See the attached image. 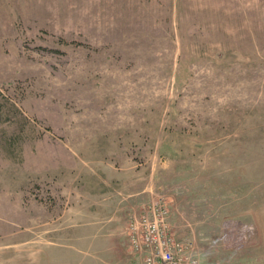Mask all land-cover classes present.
Instances as JSON below:
<instances>
[{
	"label": "rangeland",
	"instance_id": "rangeland-1",
	"mask_svg": "<svg viewBox=\"0 0 264 264\" xmlns=\"http://www.w3.org/2000/svg\"><path fill=\"white\" fill-rule=\"evenodd\" d=\"M114 188L199 264H264V0H0V264H73L41 222Z\"/></svg>",
	"mask_w": 264,
	"mask_h": 264
},
{
	"label": "crops",
	"instance_id": "crops-1",
	"mask_svg": "<svg viewBox=\"0 0 264 264\" xmlns=\"http://www.w3.org/2000/svg\"><path fill=\"white\" fill-rule=\"evenodd\" d=\"M124 172L130 178V184L137 181L136 170ZM115 174L120 179L124 176L119 170ZM114 189L109 190L111 194L99 190L96 197L100 196V200H95L98 201L95 206L96 211L88 216L83 214L86 211L82 212L80 205H78L79 209L74 208L73 212L76 215L71 218L69 227H65L63 217L41 222L40 245H46L49 249L61 243L58 233L62 232V238L68 237L70 233L64 230L69 229L73 238V246L69 248V253L74 256L73 259L68 258L66 253L65 258L73 264H134L136 260L133 258L137 254L130 246L126 220L132 214L134 207L142 202L140 199L138 203L131 201L130 193L126 190ZM84 245L91 250L89 254L84 252Z\"/></svg>",
	"mask_w": 264,
	"mask_h": 264
},
{
	"label": "built area",
	"instance_id": "built-area-1",
	"mask_svg": "<svg viewBox=\"0 0 264 264\" xmlns=\"http://www.w3.org/2000/svg\"><path fill=\"white\" fill-rule=\"evenodd\" d=\"M128 233L138 264H199L192 242L173 233L162 197L152 199L130 216Z\"/></svg>",
	"mask_w": 264,
	"mask_h": 264
}]
</instances>
